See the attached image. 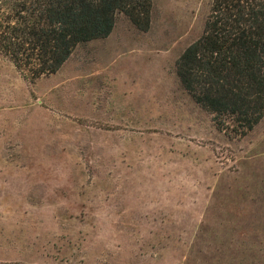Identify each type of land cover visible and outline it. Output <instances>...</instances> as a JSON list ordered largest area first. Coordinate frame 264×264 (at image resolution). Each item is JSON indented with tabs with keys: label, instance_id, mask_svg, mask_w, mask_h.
<instances>
[{
	"label": "rangeland",
	"instance_id": "1",
	"mask_svg": "<svg viewBox=\"0 0 264 264\" xmlns=\"http://www.w3.org/2000/svg\"><path fill=\"white\" fill-rule=\"evenodd\" d=\"M213 1L119 13L33 83L0 54V264H264V118L219 130L176 71Z\"/></svg>",
	"mask_w": 264,
	"mask_h": 264
},
{
	"label": "trees",
	"instance_id": "2",
	"mask_svg": "<svg viewBox=\"0 0 264 264\" xmlns=\"http://www.w3.org/2000/svg\"><path fill=\"white\" fill-rule=\"evenodd\" d=\"M152 0H0V54L33 83L107 38L117 15L141 31ZM182 87L216 127L246 136L264 118V0H214L201 37L176 62Z\"/></svg>",
	"mask_w": 264,
	"mask_h": 264
}]
</instances>
